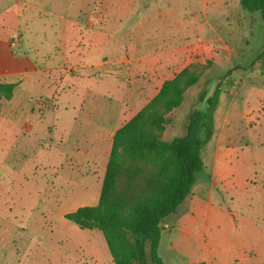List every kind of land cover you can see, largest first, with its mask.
I'll return each instance as SVG.
<instances>
[{"label": "rangeland", "instance_id": "obj_1", "mask_svg": "<svg viewBox=\"0 0 264 264\" xmlns=\"http://www.w3.org/2000/svg\"><path fill=\"white\" fill-rule=\"evenodd\" d=\"M0 35L10 63L0 80L18 83L0 106L12 120L9 145L0 136V264H114L101 231L64 215L98 203L114 131L156 94L166 69L202 75L167 114L161 139L204 137L205 101L221 81V149L236 165L259 166L250 144L264 139V26L241 0H0ZM201 42L209 47L189 59ZM170 58L177 63L167 66ZM224 200L231 211L264 210L259 191ZM177 234H162L164 264H189L170 245Z\"/></svg>", "mask_w": 264, "mask_h": 264}, {"label": "trees", "instance_id": "obj_2", "mask_svg": "<svg viewBox=\"0 0 264 264\" xmlns=\"http://www.w3.org/2000/svg\"><path fill=\"white\" fill-rule=\"evenodd\" d=\"M241 4L250 13L259 12L264 26V0H241ZM201 75L202 71L187 67L166 80L158 94L115 131L98 203L64 215L82 229L101 231L114 264H164L158 254L164 223L178 213L204 169L201 152L214 134L222 82L205 101L208 125L204 137L191 141L176 137L167 142L160 132L170 123L167 114L182 105L187 89ZM16 87L0 82V106L13 97ZM198 114V108L191 113L188 132L192 117Z\"/></svg>", "mask_w": 264, "mask_h": 264}, {"label": "crops", "instance_id": "obj_3", "mask_svg": "<svg viewBox=\"0 0 264 264\" xmlns=\"http://www.w3.org/2000/svg\"><path fill=\"white\" fill-rule=\"evenodd\" d=\"M0 38L3 39V36L0 35ZM8 60L7 54L1 55V79L10 74ZM169 60L167 66L177 63L173 58ZM164 72L168 76L158 83L156 94L152 98L158 94L166 80L173 79L177 75L169 76L170 70L168 69ZM7 82L18 85L15 81ZM235 84L234 80L230 91ZM230 93L234 95L232 91ZM258 109H261V116H263L264 97ZM258 109L252 112L260 111ZM243 118H249L247 111L244 112ZM217 121L218 118L214 113V129L217 127ZM11 127V118L8 115H0V136L4 143L7 142V145L12 138ZM223 135V133L216 135L214 132L208 144L215 141V149L205 157L201 152L205 164L204 169L198 173L192 191L180 206L178 213L169 217L164 223V231L169 230L170 232L172 228L177 230L178 234L170 240V245L180 249L181 253L189 259V264L201 262L205 264H264V224L260 222L264 220V210L258 211L257 214H244L237 210L231 211V206L224 205L225 198L235 202L241 194L251 200L257 191L264 194V139L258 138V142L253 141L250 144L251 147L259 148L257 151L258 167L250 162L236 165L230 158L229 151L224 149L228 146L221 149ZM249 208H251L250 205Z\"/></svg>", "mask_w": 264, "mask_h": 264}, {"label": "built area", "instance_id": "obj_4", "mask_svg": "<svg viewBox=\"0 0 264 264\" xmlns=\"http://www.w3.org/2000/svg\"><path fill=\"white\" fill-rule=\"evenodd\" d=\"M208 47H209V44L206 42L195 44L194 46L189 48L188 58L191 59V58L196 57L198 54H201V52L206 50Z\"/></svg>", "mask_w": 264, "mask_h": 264}]
</instances>
